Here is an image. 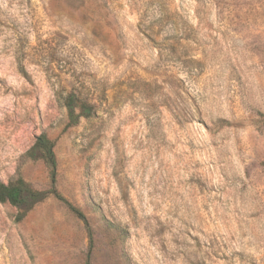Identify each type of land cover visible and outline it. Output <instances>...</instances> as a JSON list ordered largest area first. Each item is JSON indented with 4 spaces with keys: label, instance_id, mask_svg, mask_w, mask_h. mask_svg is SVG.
<instances>
[{
    "label": "rangeland",
    "instance_id": "374dc122",
    "mask_svg": "<svg viewBox=\"0 0 264 264\" xmlns=\"http://www.w3.org/2000/svg\"><path fill=\"white\" fill-rule=\"evenodd\" d=\"M41 135L0 264H264V0H0V182Z\"/></svg>",
    "mask_w": 264,
    "mask_h": 264
},
{
    "label": "trees",
    "instance_id": "16d2710c",
    "mask_svg": "<svg viewBox=\"0 0 264 264\" xmlns=\"http://www.w3.org/2000/svg\"><path fill=\"white\" fill-rule=\"evenodd\" d=\"M64 106L67 109L71 124H76L80 118H90L94 113L92 104L81 99L74 93L69 94L65 98ZM54 148L55 143L46 135H41L26 154V157L32 161L41 159L49 165L52 183V189L50 191L35 190L21 177H18L7 184L0 182V203H8L15 207L18 210V220H22L27 213H29L37 204L43 202L50 194L63 200L55 189L57 162ZM72 210L80 218L86 221L85 216L81 212L75 208H72Z\"/></svg>",
    "mask_w": 264,
    "mask_h": 264
}]
</instances>
